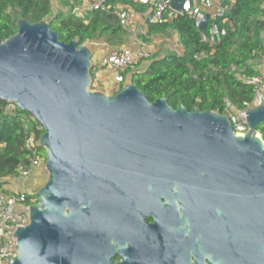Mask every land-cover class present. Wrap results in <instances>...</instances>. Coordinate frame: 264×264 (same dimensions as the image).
<instances>
[{
    "label": "water",
    "instance_id": "95a60500",
    "mask_svg": "<svg viewBox=\"0 0 264 264\" xmlns=\"http://www.w3.org/2000/svg\"><path fill=\"white\" fill-rule=\"evenodd\" d=\"M183 2L171 0L170 9L181 14ZM91 58L86 44L61 42L48 21L19 20L0 43V100L42 127L47 173L7 264H109L113 224L140 191H177L196 207H221L222 220L262 197L256 129L264 106L246 112L248 132L235 135L223 114L149 103L130 81L111 96L92 92Z\"/></svg>",
    "mask_w": 264,
    "mask_h": 264
},
{
    "label": "trees",
    "instance_id": "16d2710c",
    "mask_svg": "<svg viewBox=\"0 0 264 264\" xmlns=\"http://www.w3.org/2000/svg\"><path fill=\"white\" fill-rule=\"evenodd\" d=\"M108 2L137 8L132 0ZM232 3L234 29H228L215 53L201 61H195L193 56L207 46L201 42L200 32L189 15L179 14L169 23L149 26L150 35L174 31L183 49L182 55L154 58L145 70L136 71L130 77V82L149 103L165 99L173 110L183 106L187 111L197 108L201 112L223 114L224 100L237 108L251 100L250 88L236 81L227 68L230 65L243 68L254 51L263 50L260 37L264 31V0H232ZM19 20L30 24L48 21L52 31L65 44L75 41L80 46L103 38L108 46L119 47L125 37L124 30L111 14L93 12L84 23L61 13L52 16V0H0V43L16 34ZM92 71L91 67V82ZM8 105L9 102L0 100V181L15 177L18 167L32 158V150L26 145L29 132L34 131L37 140L44 133L43 129L37 131L39 125L36 122L27 126L26 123L31 121L29 114L16 106L7 111ZM256 131L264 141V131L258 128ZM36 149L45 160V150L42 147ZM3 185L0 182V192L8 193L2 190Z\"/></svg>",
    "mask_w": 264,
    "mask_h": 264
},
{
    "label": "flooded vegetation",
    "instance_id": "af4514ba",
    "mask_svg": "<svg viewBox=\"0 0 264 264\" xmlns=\"http://www.w3.org/2000/svg\"><path fill=\"white\" fill-rule=\"evenodd\" d=\"M257 128L264 131V124ZM256 171L262 197L232 219L222 220L221 207H196L193 197L177 191H140L113 224L109 264H264V167Z\"/></svg>",
    "mask_w": 264,
    "mask_h": 264
},
{
    "label": "built area",
    "instance_id": "2783aa9c",
    "mask_svg": "<svg viewBox=\"0 0 264 264\" xmlns=\"http://www.w3.org/2000/svg\"><path fill=\"white\" fill-rule=\"evenodd\" d=\"M81 1L88 2L92 12L113 15L120 27L125 32H131L133 37L136 36V31L132 29L135 25L140 28L141 32H144L142 29L144 26L163 25L172 19L166 15L171 10V0H133L144 8L140 12L111 5L108 0ZM229 1L227 5H216L214 0H184L181 14L185 13L192 18L194 27L200 32L201 42L207 46L206 49L193 56L195 61L211 57L226 36L228 29H234V22L231 20L233 3L232 0ZM174 14L179 15L176 12ZM205 16H208V20L205 30L201 31L200 26ZM260 38L262 51L258 53L254 51L243 68L235 65L227 68V72L231 73L236 81L248 86L252 93L251 100L244 102L240 108L224 100L223 115L229 120L233 133L239 136H244L248 132L245 113L253 108L264 106V31ZM153 59L154 53L148 47H140L137 50L115 47L109 49L98 64L100 68L111 74V93L115 94L130 81L127 75L131 70L139 68L143 71ZM14 106L15 104L9 103L6 110L10 111ZM31 122L33 124L36 122L32 116L31 121L26 123L27 126ZM36 129L40 131L42 127L39 125ZM26 145L32 150L33 156L27 164L18 167L12 180L21 181L30 178L33 172L45 163V160L37 153L36 148L40 145L34 131L29 132ZM36 202L37 198L34 193L26 190L9 194L0 192V264H7L9 260L15 258L17 242L13 234L17 227L24 228L29 224V213L26 208L34 206Z\"/></svg>",
    "mask_w": 264,
    "mask_h": 264
},
{
    "label": "crops",
    "instance_id": "0c3cea01",
    "mask_svg": "<svg viewBox=\"0 0 264 264\" xmlns=\"http://www.w3.org/2000/svg\"><path fill=\"white\" fill-rule=\"evenodd\" d=\"M133 4L137 6V8L132 7L128 4H124V3H110L111 5H118L121 7H126V8H130L133 9L137 12H140L141 10H143L144 8L139 5L136 4L133 0H132ZM216 5H227L230 3L229 0H214ZM57 13H61L64 16L67 17H73L77 20H80L84 23H87L88 20L90 19L91 15H92V11L89 8V3L85 2V1H81V0H52V16H54ZM175 12H173L172 10H170L169 14L167 15L168 17H172V19L176 16L174 14ZM171 19V20H172ZM170 22V21H169ZM168 22V23H169ZM134 31H136V39L135 37H133L131 32H125V37H124V41L123 44L119 47H128L132 50H137L140 47H148L150 48L153 53H154V58L156 59H161L164 56L163 51H169L172 52L173 54L176 55H182L183 54V49L179 43V39L177 36V42L179 43L181 49H179V51H177L176 49L177 46H174V44H172L171 39H168L167 37L161 40V43H163V46L159 47V48H155L153 46V44H156V42L158 41L156 39L157 36L159 35H165L168 34L171 31H168L166 33H157L154 35H150L149 34V26H144L142 27L144 32L140 31V28L135 25L132 28ZM174 32V31H172ZM175 33V32H174ZM176 34V33H175ZM177 35V34H176ZM103 38H101L102 40ZM104 41V39H103ZM90 43V42H88ZM105 43V41H104ZM106 46H99L96 48L95 51H92V59H95L94 62L92 63L91 67L93 68V78H92V82L94 85L96 86H107V88L111 89V74L103 69L99 67V61L101 60L102 57H104L108 50L111 48H115V47H111L108 46L105 43ZM176 48V49H175ZM138 70L134 69L131 70L128 75L127 78H129L132 76V74L134 72H136ZM113 95V94H112ZM44 173H45V169L43 166H40L39 168H37L34 172L33 175L25 180H21V181H16V180H12V179H6V180H1V183H4L2 190L8 192V193H13L19 190H26V191H37L39 190L44 183L43 182V178H44Z\"/></svg>",
    "mask_w": 264,
    "mask_h": 264
},
{
    "label": "rangeland",
    "instance_id": "374dc122",
    "mask_svg": "<svg viewBox=\"0 0 264 264\" xmlns=\"http://www.w3.org/2000/svg\"><path fill=\"white\" fill-rule=\"evenodd\" d=\"M166 37L168 39H171L172 44H174L173 48L175 46H177L178 49L175 48L177 51H179V49H181L179 43L177 42V35L174 32H172V31L169 32L168 34L157 36L156 39L158 41L156 42V44H153V46L155 48H159V47L163 46V43H161V40L164 39V38H166ZM86 45L92 51H95L96 48L99 47V46H103V47L106 46L105 43H104V41H103V39L101 40L99 38L94 39L90 43H86ZM163 53H164V56H168V55H172L173 54L172 52H169V51H163ZM94 60L95 59H92L91 62L93 63ZM92 63H91V65H92ZM136 70L141 71V69H139V68L136 69ZM90 90L92 92H100V93L105 94V95H108V96H111L112 95L111 89L107 88V86L106 87L105 86H96L94 84H91ZM43 167H44V165H43ZM43 176H44V178L42 179L43 182H41V183H45L46 182V179H47V173H46V171H45V173H44ZM29 192H33V191H29ZM35 192H33V193L35 194Z\"/></svg>",
    "mask_w": 264,
    "mask_h": 264
}]
</instances>
